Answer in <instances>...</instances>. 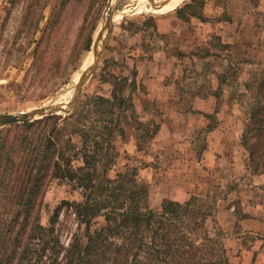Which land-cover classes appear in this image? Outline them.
Instances as JSON below:
<instances>
[{
  "label": "rangeland",
  "instance_id": "1",
  "mask_svg": "<svg viewBox=\"0 0 264 264\" xmlns=\"http://www.w3.org/2000/svg\"><path fill=\"white\" fill-rule=\"evenodd\" d=\"M108 2L0 0V113L70 100ZM167 4L110 1L106 46L71 110L87 95L110 96L114 76L134 77L137 90L128 100L124 135L113 141L108 175L145 185L144 209L163 199H203L212 211L205 227L229 264H264V180L256 177L264 172H252L241 144L252 100L244 85L264 66V0H182L162 10ZM93 22L91 45L80 51ZM82 200L80 190L54 181L41 223L62 201ZM60 221L67 231L76 225L66 204Z\"/></svg>",
  "mask_w": 264,
  "mask_h": 264
},
{
  "label": "trees",
  "instance_id": "2",
  "mask_svg": "<svg viewBox=\"0 0 264 264\" xmlns=\"http://www.w3.org/2000/svg\"><path fill=\"white\" fill-rule=\"evenodd\" d=\"M95 23L80 51H88ZM258 73L244 85L252 100L241 133L256 174L264 172V66ZM110 82V96L87 95L65 116L0 127V264H229L222 243L205 227L212 211L203 199H163L144 209L145 185L108 175L113 141L124 135L128 100L137 90L134 77ZM78 158L80 167L73 164ZM54 181L80 190L83 200L62 201L42 224L44 196ZM63 204L76 223L71 231L60 221Z\"/></svg>",
  "mask_w": 264,
  "mask_h": 264
},
{
  "label": "water",
  "instance_id": "3",
  "mask_svg": "<svg viewBox=\"0 0 264 264\" xmlns=\"http://www.w3.org/2000/svg\"><path fill=\"white\" fill-rule=\"evenodd\" d=\"M150 4L154 8H160L163 5L167 4L170 0H162L159 2H156L154 0H149ZM110 7V0L107 5V9ZM112 11H108V16H104L102 20V28L96 39L94 40V43L91 47V53L93 60L91 63L86 65L81 73H79V77L74 84L73 87V95L70 98V100L65 104H56V103H49L47 105H43L38 108H34L28 111L24 112H18V113H0V127L17 124V123H24V122H30L48 115L53 114H61V113H68L74 104L76 103L78 96L81 92L83 83L88 79V77L93 73L95 70L98 61L102 55V52L106 46V41L108 39L111 26H112ZM107 12V10H106Z\"/></svg>",
  "mask_w": 264,
  "mask_h": 264
},
{
  "label": "bare ground",
  "instance_id": "4",
  "mask_svg": "<svg viewBox=\"0 0 264 264\" xmlns=\"http://www.w3.org/2000/svg\"><path fill=\"white\" fill-rule=\"evenodd\" d=\"M111 1V0H110ZM180 1H182V0H171V2L170 3H168L164 8H162V10H164V9H171V8H173L177 3H179ZM111 9L112 8H110L109 7V9H108V11H111ZM161 10V9H160ZM108 11H107V13H106V16H108ZM113 11H112V18H113ZM93 57H91V60L89 59V61H88V63L86 64V65H88L89 63H91L92 62V59ZM85 65V66H86Z\"/></svg>",
  "mask_w": 264,
  "mask_h": 264
},
{
  "label": "crops",
  "instance_id": "5",
  "mask_svg": "<svg viewBox=\"0 0 264 264\" xmlns=\"http://www.w3.org/2000/svg\"><path fill=\"white\" fill-rule=\"evenodd\" d=\"M170 2H171V1H170ZM256 177L262 178V179L264 180V173H263V174H260V175H258V176H256Z\"/></svg>",
  "mask_w": 264,
  "mask_h": 264
}]
</instances>
